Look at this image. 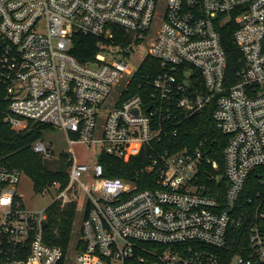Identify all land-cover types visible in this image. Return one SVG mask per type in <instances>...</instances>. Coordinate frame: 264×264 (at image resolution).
Returning <instances> with one entry per match:
<instances>
[{
  "label": "built area",
  "instance_id": "2783aa9c",
  "mask_svg": "<svg viewBox=\"0 0 264 264\" xmlns=\"http://www.w3.org/2000/svg\"><path fill=\"white\" fill-rule=\"evenodd\" d=\"M234 11L233 43L244 66L232 82L216 27ZM113 25L131 34L128 43L113 38ZM154 26L145 57L167 70L152 81L151 102L140 95L120 100L134 73L129 55ZM75 32L102 39L93 60L71 54ZM0 85L8 101L4 121L13 130L40 122L62 130L70 145L98 146L97 156L128 161L145 147L155 155L146 167L158 169L154 189L135 191L104 176L96 156L91 164L72 157L65 189L54 183L40 192L56 187L62 206L85 194L84 247L72 264H218L209 248L226 245L246 179L264 165V0H0ZM210 104L217 128L229 136L223 204L200 184L204 166L215 169V160L200 148L160 152L153 145L160 133L154 118L166 117L169 105L189 116ZM34 151L46 152L41 143ZM21 173L0 165V264H58L62 248L44 241L46 208L26 210L16 194ZM249 242V253L231 264L264 262L263 225L250 228Z\"/></svg>",
  "mask_w": 264,
  "mask_h": 264
},
{
  "label": "trees",
  "instance_id": "16d2710c",
  "mask_svg": "<svg viewBox=\"0 0 264 264\" xmlns=\"http://www.w3.org/2000/svg\"><path fill=\"white\" fill-rule=\"evenodd\" d=\"M237 14L238 11H234L231 20H224L216 27L226 58V79L232 82L237 81L236 73L244 66L241 52L233 43V32L236 29L234 17ZM112 32L113 38L121 45L128 43L131 39V34L120 26L113 25ZM101 41L100 37L75 32L72 36L70 52L80 62L91 61L99 51ZM164 70L167 69L161 66L158 60L150 56L144 57L131 76L127 88L123 90L120 100L140 95L145 102H151L155 93L151 86L152 81ZM194 77H196L197 88L204 91L199 75L195 73ZM169 106L166 117L164 113H160L154 118L156 128L160 130L159 137L153 142L154 150L178 152L187 149L192 152L200 148L203 153L219 164L218 169H213L210 165L204 166L200 184L205 185L207 193L216 195L218 192V199L222 204L225 203L227 182L224 175V148L229 136L219 131L212 118L214 104L189 116L181 114L172 105ZM7 112L6 93L0 85V165L23 171L31 179L35 192H41L54 183H58L59 189L64 188L68 183L67 168L71 165L72 158L65 151L60 152L57 162L62 165L53 168L50 160L31 147L34 141L43 137L44 132L53 130L54 127L29 121L24 129L16 131L4 121ZM69 136L76 138L73 134ZM154 156L153 151L145 147L128 161L102 152L97 156V162L101 164L104 176L121 178L131 183L135 191H138L154 189L157 186L158 169L156 167L152 170L146 169ZM208 175H216L217 179L211 180ZM260 214H264V165L254 167L246 179L233 213L234 227H229L227 230L226 245L218 249L209 248L217 253L218 264H231L236 256H246L249 253L250 228L255 224L264 226V217H260ZM75 215V202L62 206L59 201L54 200L46 207L44 241L49 245L62 248L63 258L58 264L65 262ZM83 247L81 240L78 239L75 248L81 251ZM258 264H264V262Z\"/></svg>",
  "mask_w": 264,
  "mask_h": 264
},
{
  "label": "rangeland",
  "instance_id": "374dc122",
  "mask_svg": "<svg viewBox=\"0 0 264 264\" xmlns=\"http://www.w3.org/2000/svg\"><path fill=\"white\" fill-rule=\"evenodd\" d=\"M156 28L157 26H154L152 28V33L146 35V38L142 41V43L138 47L133 48V51L130 53L128 58V68L131 69L133 72L137 70L141 61L147 54L149 46L155 36L154 33ZM120 58L122 57L120 56ZM121 86H122V81L117 85L115 91H113L111 95L113 99H115L116 96L119 95L121 91L120 89ZM37 143H41L45 147L46 152L44 154L43 153L40 154L52 162L53 168H57L58 166L62 165V163L58 164L57 162L59 160V153L62 151H65L71 158L73 157V159L76 162L88 163V164H91L96 160L97 153L99 152L98 146H92L89 148L79 142H75L72 145H70L68 143L66 134L62 130L57 128L44 132L42 138L34 141V143H32L31 145L33 150H34V145ZM218 168H219V164L216 161L215 169ZM68 169L69 167L67 168V174H68ZM81 181L90 185V183L85 178H82ZM68 183H69V179H68ZM65 187L60 190H64ZM16 194L19 197L24 209L29 211H39L48 207L55 200L57 194V188L51 187L45 193L35 192L33 189L31 179L22 171L19 182L16 186ZM70 196L71 193L69 197ZM71 197H70L71 200L67 203L70 202L76 203V215L74 218L69 249L65 254L64 264H72L75 255L80 251L75 248V244L80 237V228L84 216V205L86 199L85 194L81 192L80 193L77 192L75 196H71Z\"/></svg>",
  "mask_w": 264,
  "mask_h": 264
},
{
  "label": "water",
  "instance_id": "95a60500",
  "mask_svg": "<svg viewBox=\"0 0 264 264\" xmlns=\"http://www.w3.org/2000/svg\"><path fill=\"white\" fill-rule=\"evenodd\" d=\"M44 226H46V223H44ZM231 227H234V224L233 223L231 224Z\"/></svg>",
  "mask_w": 264,
  "mask_h": 264
}]
</instances>
